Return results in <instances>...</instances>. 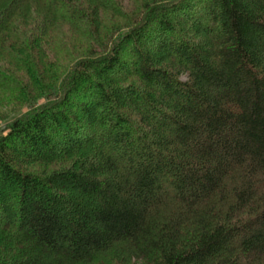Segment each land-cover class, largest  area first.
I'll list each match as a JSON object with an SVG mask.
<instances>
[{
    "label": "trees",
    "instance_id": "1",
    "mask_svg": "<svg viewBox=\"0 0 264 264\" xmlns=\"http://www.w3.org/2000/svg\"><path fill=\"white\" fill-rule=\"evenodd\" d=\"M138 1L0 0V264H264V0Z\"/></svg>",
    "mask_w": 264,
    "mask_h": 264
},
{
    "label": "rangeland",
    "instance_id": "2",
    "mask_svg": "<svg viewBox=\"0 0 264 264\" xmlns=\"http://www.w3.org/2000/svg\"><path fill=\"white\" fill-rule=\"evenodd\" d=\"M121 5L125 8L126 11L134 10L135 7L139 8L141 6L140 1L138 0H118ZM105 15V13H104ZM108 19H110L108 17ZM114 21H119L117 18H113ZM55 31L54 28L50 29L49 31H46L45 35L42 36L41 41V47L42 52L47 54L44 49H48L49 52H53L60 56L61 62L69 64L70 62H73L79 58L85 57L89 55L87 44L80 38L77 37L76 32L69 28L68 26H60L57 27ZM27 33V32H26ZM30 33H27L26 35L29 37ZM44 34V33H43ZM67 41V42H66ZM69 44L72 47V51L68 49L67 51L64 50V44ZM32 49V48H30ZM33 51V49H32ZM22 52V51H21ZM23 53V52H22ZM27 53H30L32 55V52L27 51ZM44 54V55H45ZM25 57H28L25 53H23ZM36 62H38L36 60ZM38 65L42 66L43 63L39 60ZM0 71L3 74H9L14 77H17V79L24 83L28 84V79L26 76L23 75V73L16 72L15 68L10 64V61L5 56H0ZM17 96H15L12 93H9L3 89H0V118H4L6 116H9L10 114L17 112L22 107H25L28 105V102H19L17 101ZM4 124L0 125V130Z\"/></svg>",
    "mask_w": 264,
    "mask_h": 264
}]
</instances>
